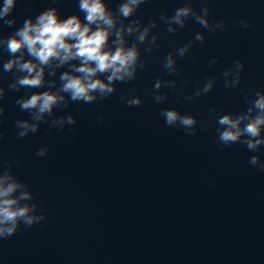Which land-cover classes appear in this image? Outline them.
Returning a JSON list of instances; mask_svg holds the SVG:
<instances>
[{"label":"water","instance_id":"obj_1","mask_svg":"<svg viewBox=\"0 0 264 264\" xmlns=\"http://www.w3.org/2000/svg\"><path fill=\"white\" fill-rule=\"evenodd\" d=\"M78 2L17 0L5 17L15 24L0 20V39L51 7L61 18L77 14L83 21ZM120 2L106 0L113 11ZM186 2L197 13L208 7L209 20H223L225 29L209 32L189 19L168 33L161 14L171 16ZM130 19L142 26L156 21L149 36H157L156 44L151 54L142 53L146 64L136 79L117 83L115 94L93 103L73 102L65 94L68 107H57L38 132L22 139L15 122L30 114L16 100L48 88L10 89L15 76L3 64L13 57L0 45V87L6 90L0 98L5 109L0 170L10 165L45 213L40 224H21L12 237L0 240V264H264V171L248 163L252 155L264 162V146L250 152L240 143L222 147L217 139L218 117L245 111L255 92L264 91V0H146ZM241 19L248 29L233 23ZM198 32L204 41L194 42L178 58L177 73L167 75L164 57L194 41ZM24 59L30 57L25 53ZM235 60L245 64L241 81L226 88L222 74ZM74 64L78 61L57 68L55 76L46 68L45 80L56 82L53 91L60 87V74ZM157 79L162 81L158 94L167 93L160 104L154 102ZM208 79L213 80L208 93L185 98ZM173 80L175 91L163 84ZM131 95L140 96L142 104L121 102V96ZM164 108L194 115L196 135L166 126ZM67 115L75 117L74 125L63 131L51 127L53 118ZM42 146L47 155L36 157Z\"/></svg>","mask_w":264,"mask_h":264},{"label":"clouds","instance_id":"obj_2","mask_svg":"<svg viewBox=\"0 0 264 264\" xmlns=\"http://www.w3.org/2000/svg\"><path fill=\"white\" fill-rule=\"evenodd\" d=\"M145 2L146 0H121L113 11L106 0H79V11L84 13L83 21L77 14L61 18L58 9L51 7L34 19L28 17L12 35L0 39V45L13 57L3 64V70L12 72L15 76L9 88L15 91L21 88L42 89L45 86L48 88L16 100L21 111L30 114V119H18L15 122L18 139L38 132L41 124L48 122L57 107L63 105L67 108L65 94L73 102L93 103L115 94L117 83H128L136 79L138 71L146 64L142 53L151 54L152 45L157 41L155 35L149 39L151 29L156 27L155 20L142 26L139 19H130ZM16 3L17 0H4L0 8V20L8 27L15 24V19L6 20L5 17L14 10ZM209 13L208 7L201 8L197 13L191 4L186 2L176 8L171 16L161 14L160 21L167 26L166 31L170 34L184 28L189 19L209 32L215 33L217 29L223 31L224 21H210ZM124 21L129 23L125 24ZM233 23H238L243 29L250 27L249 22L243 19ZM129 38H134L131 43ZM204 39V35L198 32L194 41L177 47L174 54L169 52L163 60L165 73L167 75L177 73L178 58L185 57L194 42H203ZM145 45L147 46L142 49L141 46ZM158 48L157 45L156 50ZM25 53L30 59H24ZM70 61H78V65L74 64L70 71L60 74V87L53 91L56 82L45 80L46 68L51 69L48 75L55 76L56 69ZM244 68L243 62L235 60L222 74L224 86L228 88L239 85ZM163 84L173 91L176 90L175 80L163 81ZM161 85L160 79L153 85L156 104L167 99V93L158 94ZM212 88L213 80L208 79L194 96L185 98L193 100L208 93ZM5 91L0 87V98L4 97ZM120 100L129 107L140 106L143 102L138 95L121 96ZM248 103L245 111L218 117L217 139L222 147L240 143L248 151L258 152L261 146H264V91H256ZM211 110L215 111L214 108ZM4 111V107L0 106V114ZM160 115L164 118L166 126L182 127L188 135H196L197 118L194 115L181 113L176 108H164ZM75 123L76 119L72 115L59 116L51 120V127L63 131L65 125ZM47 153L48 148L42 146L36 151L35 156L43 157ZM248 163L264 171V162H261L259 155H252ZM35 198L29 186L11 171L10 165L0 170V240L12 237L21 224L32 227L45 220V213L33 202Z\"/></svg>","mask_w":264,"mask_h":264}]
</instances>
